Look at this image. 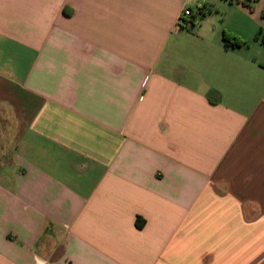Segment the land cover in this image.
<instances>
[{
	"label": "crops",
	"instance_id": "0c3cea01",
	"mask_svg": "<svg viewBox=\"0 0 264 264\" xmlns=\"http://www.w3.org/2000/svg\"><path fill=\"white\" fill-rule=\"evenodd\" d=\"M243 1L0 0V264H264Z\"/></svg>",
	"mask_w": 264,
	"mask_h": 264
},
{
	"label": "built area",
	"instance_id": "2783aa9c",
	"mask_svg": "<svg viewBox=\"0 0 264 264\" xmlns=\"http://www.w3.org/2000/svg\"><path fill=\"white\" fill-rule=\"evenodd\" d=\"M193 13L191 9H185L179 18L178 29L189 31L193 26Z\"/></svg>",
	"mask_w": 264,
	"mask_h": 264
},
{
	"label": "trees",
	"instance_id": "16d2710c",
	"mask_svg": "<svg viewBox=\"0 0 264 264\" xmlns=\"http://www.w3.org/2000/svg\"><path fill=\"white\" fill-rule=\"evenodd\" d=\"M236 1H239V0H236ZM256 2H258V0H245V1H243V4L246 6H250V4H254ZM224 39H225L227 45L232 46V47H240V46H243L246 44L245 42L240 41L236 37H229L226 34L224 35Z\"/></svg>",
	"mask_w": 264,
	"mask_h": 264
},
{
	"label": "rangeland",
	"instance_id": "374dc122",
	"mask_svg": "<svg viewBox=\"0 0 264 264\" xmlns=\"http://www.w3.org/2000/svg\"><path fill=\"white\" fill-rule=\"evenodd\" d=\"M192 11H193V15L195 17L196 23L198 24L201 23L204 19L202 11L196 6H193Z\"/></svg>",
	"mask_w": 264,
	"mask_h": 264
}]
</instances>
